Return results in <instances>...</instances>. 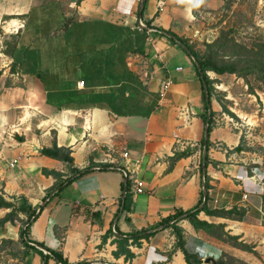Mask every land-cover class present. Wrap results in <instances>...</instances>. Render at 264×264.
<instances>
[{
  "label": "crops",
  "instance_id": "obj_1",
  "mask_svg": "<svg viewBox=\"0 0 264 264\" xmlns=\"http://www.w3.org/2000/svg\"><path fill=\"white\" fill-rule=\"evenodd\" d=\"M167 1L158 11L157 0H145L143 19L199 40L203 20L225 0H183L180 6ZM34 2L39 10L54 6L59 11L56 22L66 24L49 32L54 36L65 32L68 37L61 38L62 47L47 62H39V69H10L12 58L0 46V189L17 202L24 197L37 209L30 238L61 251L69 263L186 264L180 249L173 250L171 228L158 230L140 246L131 245L135 257L129 260L113 256L114 235L101 241L110 228L113 233L144 228L198 200L204 179L199 145L204 106L202 85L190 59L185 55L182 65L175 45L140 30L144 29L139 25L140 0H0L4 34L20 39ZM15 50L16 46L13 56ZM167 77L172 84L160 98L158 91ZM211 107L216 114L215 99ZM209 138L207 205L242 206L246 213L242 220L204 212L198 217L223 224L229 235L253 245L257 254L196 230L182 219L185 248L197 253L201 264H213L210 259L223 253L246 264H264V183L260 184L264 176L258 167L248 174L233 149L237 140L227 129L214 126ZM54 141L71 149V165L41 153ZM188 145L192 152L169 168L170 157ZM123 151L132 163L138 161L142 193H135L132 179L123 174ZM107 156L117 160L111 163L115 166L97 168ZM90 163L95 170L73 174L77 177L72 182L42 201L55 182L43 168L66 177ZM127 180L128 190L123 187ZM7 211L1 208L0 217ZM7 232L5 224L0 239L7 238ZM41 257L40 252H31L29 261L41 264ZM48 264L60 263L49 259Z\"/></svg>",
  "mask_w": 264,
  "mask_h": 264
},
{
  "label": "trees",
  "instance_id": "obj_2",
  "mask_svg": "<svg viewBox=\"0 0 264 264\" xmlns=\"http://www.w3.org/2000/svg\"><path fill=\"white\" fill-rule=\"evenodd\" d=\"M144 7L145 2L143 9L140 13V19L146 26L156 29V31L149 32L147 34L167 39L173 45L180 48L190 59L192 66L200 79L202 85V101L204 110L199 114V117L202 119L204 125L207 124V137L205 138V129L203 128V133L199 140V145L201 148L200 170H202V149L205 145V167H207L208 163L210 162L208 156V149L212 145V141L210 140L209 136L212 128L215 126V111H213L211 107V111L208 116V106L211 105L212 100L215 99L218 101L223 111L228 113L230 112L225 104L220 103V98L214 97L213 81L209 77L208 71H212L216 74H235L238 77L243 78L249 87V92L254 93V89L248 81V77H252L258 82L259 85L264 86V41H253L250 45H246L234 39L230 35L229 29H222L218 36H216L211 41H206L204 43V49L202 51H198L194 48L192 43L189 42L188 38L180 36L170 29H164L161 26L154 25L151 19L144 20L142 17ZM140 30L145 32V29ZM161 31H166L173 35L176 39L181 41L188 48L190 54L187 53L182 47H180L173 38L167 37L166 35L161 33ZM128 35L129 36L127 37H131L130 34ZM15 46L13 47L12 52H7L12 58V61L10 63V69H13L15 66H18V63L13 56ZM126 49L127 48H125V52ZM191 56L196 58L197 62L199 63V67L196 66ZM200 74H202V76H200ZM204 86L207 89V97L203 92ZM233 149L237 152L243 150V148L239 144L236 145ZM191 152L192 148L190 146L185 147V149H183L182 151H175L174 155L169 159V168L172 167L173 163L177 159L188 156ZM41 153L46 156L61 160L70 165L73 163L71 149L69 147L57 146L55 141L53 142L52 146L43 147L41 149ZM113 166H115V164L104 163L102 165H99L98 168L105 169L107 167ZM92 170L95 169L92 168V163H90L87 168L81 170L76 169L71 175L63 177V173L59 171L43 168V173L46 175L53 176L55 178V182L53 186L47 190L45 196L42 198V201H44L54 189L58 188V190L53 196L57 195L61 189H63L68 183L72 182L77 176L83 175ZM76 173H78V175L76 177H72V175ZM204 185L207 191L205 201L201 188L198 200L192 207L187 209H176L173 214L161 218L158 222L153 223L144 228L132 230L130 232L116 231V233H113L112 229L110 228L106 231L104 235H102L101 244L104 243L109 236L114 235L115 237L113 241L116 244V249L112 253L113 256L115 258L123 256L125 260H129L135 257V253L131 251L130 246H140L141 240H148L151 236L158 232L157 227L163 226V229L171 228V232L175 236L173 250L180 249V251L183 253L186 264H201L202 259L200 258V256L197 253L189 252L185 248L183 228L179 225V222L182 219H186L196 230H202L219 240L232 244L235 247L248 250L257 254V252L253 250V245L247 244L239 240L238 236L229 235L224 230L223 224L208 222L198 217L200 212H204L206 215L209 216H218L235 220H242L246 213L245 207L237 205H233L230 208H209L207 205V200L208 190L211 188V186L209 184L206 171L204 173ZM123 187L128 190V180L126 181V183H123ZM1 208L8 209V211L2 217H0V229H3L6 223H14L16 219L20 220L21 222L18 232V241L21 243V247L23 248L22 255L24 257L28 256L31 252H40V254L42 255L41 264H48L49 259H54L57 263L60 264H104L102 262L91 263L88 261L69 263L68 260L63 256L61 251L48 248L44 245L43 242L30 238V226L35 221L39 213L37 212V209L32 207L24 197H20L17 202L15 200V197H6L3 190L0 189V209ZM42 209L43 207H40V211ZM21 215H23V217H21ZM10 242H13V239L5 237L1 238V244L3 245ZM37 246L43 247L46 250V253L43 250L37 248ZM210 260L213 262V264H246L242 260L225 253H223L220 257L216 259L211 258Z\"/></svg>",
  "mask_w": 264,
  "mask_h": 264
},
{
  "label": "rangeland",
  "instance_id": "obj_3",
  "mask_svg": "<svg viewBox=\"0 0 264 264\" xmlns=\"http://www.w3.org/2000/svg\"><path fill=\"white\" fill-rule=\"evenodd\" d=\"M35 2L28 9L27 25L18 41L17 34H4L0 29V46L4 51L12 52L17 42L14 58L19 69H39V62H47L51 53L62 47L61 38L68 37L65 32L61 36H54L49 32L53 28L59 30L66 24L65 20H61L62 25L56 22L59 11L54 6L39 10ZM47 3L50 2L46 1L45 4ZM203 21L201 28L204 33L200 34L201 38H188L198 51L204 49L206 39L211 41L222 29H229L234 39L246 45L253 41H264V5L257 4L255 0H225L221 9L211 10ZM175 47L180 52L178 61L183 65L185 54ZM13 69H17V66ZM208 75L213 81L214 97L220 98V103L225 104L230 111H223L215 100L218 107L215 127L225 128L234 135L237 145L243 148L239 154L248 174L251 168L258 167L264 176V86L249 76L248 81L254 89V93H250L246 81L235 74L208 71ZM261 182L264 183V179L260 181L262 185ZM262 191L264 197V185ZM6 225L7 238L13 239V242L3 245L0 239V264H39L34 259L29 261L30 254L25 257L22 255L23 248L18 241L20 220L16 219L14 223Z\"/></svg>",
  "mask_w": 264,
  "mask_h": 264
},
{
  "label": "built area",
  "instance_id": "obj_4",
  "mask_svg": "<svg viewBox=\"0 0 264 264\" xmlns=\"http://www.w3.org/2000/svg\"><path fill=\"white\" fill-rule=\"evenodd\" d=\"M257 4L259 5H264V0H255ZM183 0H169V3L175 5V6H180L182 4ZM168 4L167 0H157V10L162 11ZM141 19H139V25L141 23ZM177 70H180L181 67H177ZM83 81H79L80 85H83ZM172 84V79L170 77L165 78L160 85L158 94L159 97L162 98L164 97L166 91ZM190 146V145H188ZM121 157L124 159V161L121 163V168L123 171V174L126 178L132 179L133 182V190L135 193H142L144 191V184L143 180L136 177L137 173V163L138 161L136 160L135 163H132L131 158L129 157V154L127 151H123L121 153ZM106 163H116L117 160L114 157L107 156V159H105ZM10 165H13V162L10 163ZM46 253V250H43Z\"/></svg>",
  "mask_w": 264,
  "mask_h": 264
},
{
  "label": "water",
  "instance_id": "obj_5",
  "mask_svg": "<svg viewBox=\"0 0 264 264\" xmlns=\"http://www.w3.org/2000/svg\"><path fill=\"white\" fill-rule=\"evenodd\" d=\"M144 2H145V0H140L139 10H138V12H139L138 13L139 19H140V13H141V11L143 9V6H144ZM140 26L142 28L148 30V31H151V32L156 31L155 28H150V27L146 26L143 22L140 23ZM161 33H163L164 35H166L169 38H173L180 47H182L187 53L190 54V51L188 50V48L181 41H179L178 39H176L173 35H171L170 33L166 32V31H161ZM192 59L195 62L196 66L199 67V63L197 62L196 58L192 57ZM200 76H202V74H200ZM203 92L205 93V95L207 97V89H206L205 86L203 87ZM210 111H211V105L208 106V116L210 114ZM204 129H205V138H206L207 137V134H206L207 124L204 125ZM205 154H206V146L204 145L203 146V149H202V164H201V166H202V174L203 175L205 173ZM56 191H57V189L55 191H53L51 193V195H53ZM202 192H203V197H204V201H205V198L207 196V191H206V188H205V185H204V179L202 180ZM157 229L158 230H161V229H163V226H159V227H157ZM40 248L42 250H45L43 247H40Z\"/></svg>",
  "mask_w": 264,
  "mask_h": 264
}]
</instances>
